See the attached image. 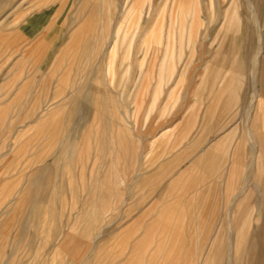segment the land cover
<instances>
[{
  "label": "rangeland",
  "instance_id": "obj_1",
  "mask_svg": "<svg viewBox=\"0 0 264 264\" xmlns=\"http://www.w3.org/2000/svg\"><path fill=\"white\" fill-rule=\"evenodd\" d=\"M133 224L264 264V0H0V264H131Z\"/></svg>",
  "mask_w": 264,
  "mask_h": 264
},
{
  "label": "bare ground",
  "instance_id": "obj_2",
  "mask_svg": "<svg viewBox=\"0 0 264 264\" xmlns=\"http://www.w3.org/2000/svg\"><path fill=\"white\" fill-rule=\"evenodd\" d=\"M252 4V2H251ZM254 95L257 96V91L254 89ZM256 98V97H255ZM251 101L253 102V100L251 99ZM258 168V167H257ZM262 171V170H260ZM237 199V198H236ZM167 210V209H166ZM171 211V209H170ZM173 211V210H172ZM161 212H163L161 210ZM169 212V211H168ZM177 212V211H176ZM170 213V212H169ZM169 213H166V214H169ZM161 214V213H160ZM164 218H168V217H165V213L163 212L162 213ZM179 214V213H178ZM170 215V214H169ZM168 215V216H169ZM53 217V216H51ZM50 217V218H51ZM84 217V216H83ZM181 217V216H180ZM231 217V216H230ZM163 218V217H162ZM161 220L158 221V223L160 225H162V229H164L165 227H167V225L164 224V222L166 221H170L169 219L167 220ZM170 218V217H169ZM55 219V218H54ZM177 219V218H176ZM175 219V220H176ZM52 220V219H51ZM172 220V219H171ZM179 220V219H177ZM182 223H183V219H181ZM164 221V222H163ZM46 222V221H45ZM171 222V221H170ZM180 222V221H179ZM180 222V223H181ZM172 223V222H171ZM170 223V224H171ZM174 224H177L178 225V222H175ZM228 224L230 225H233L231 224V222L229 221ZM181 226V224H180ZM183 226V225H182ZM179 227V225L177 226V228ZM138 226L137 225H130V227L128 229L124 228L122 233L119 234V235H116V236H113L110 239H112V243L113 244L111 246V250L114 249L116 251L119 252H122L123 254V251H132V254L130 255L131 257V264H156V262L158 261V254H159V249L158 248V245H157V242H154V240L151 239L148 241L147 240V243L144 245V243L142 242V238L139 237L141 233L138 232ZM150 235H147L149 237H147V239L150 238ZM162 235V234H160ZM163 236V235H162ZM104 245V244H103ZM164 246V245H163ZM144 247V249H143ZM230 247V246H229ZM141 248V249H140ZM110 250V249H109ZM141 250V252L139 251ZM139 251V252H138ZM82 252V251H81ZM80 252V253H81ZM110 252V251H109ZM109 252L107 251V255L105 254L106 253V250L105 248L103 249V246L102 245H99L95 251L93 252V254L89 257V259H86L83 263L81 264H112V262L114 260L110 259L108 254ZM75 253V252H74ZM137 253V254H136ZM78 254V253H77ZM108 256V257H107ZM136 256V257H135ZM214 255H212L213 257ZM227 260H228V264H231V262L233 261V257H232V254L230 252V249L228 251V254H227ZM166 260H167V257H166ZM120 264H129L127 261L124 260V262L119 261ZM165 263V261H164Z\"/></svg>",
  "mask_w": 264,
  "mask_h": 264
}]
</instances>
